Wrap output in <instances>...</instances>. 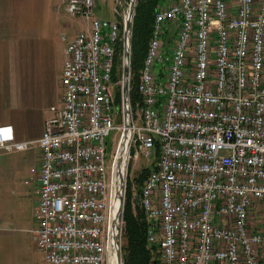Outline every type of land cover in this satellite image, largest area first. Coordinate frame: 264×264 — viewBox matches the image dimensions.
<instances>
[{
    "label": "built area",
    "instance_id": "1",
    "mask_svg": "<svg viewBox=\"0 0 264 264\" xmlns=\"http://www.w3.org/2000/svg\"><path fill=\"white\" fill-rule=\"evenodd\" d=\"M63 2L85 24L65 49L62 106L37 141L0 132V149L41 150L34 220L45 264H108L123 221L121 25L98 17L94 0ZM139 92L129 151L158 157L137 199L161 264H264V0H164Z\"/></svg>",
    "mask_w": 264,
    "mask_h": 264
},
{
    "label": "crops",
    "instance_id": "2",
    "mask_svg": "<svg viewBox=\"0 0 264 264\" xmlns=\"http://www.w3.org/2000/svg\"><path fill=\"white\" fill-rule=\"evenodd\" d=\"M63 1L0 0V132L18 142L37 141L62 106L65 49L85 24Z\"/></svg>",
    "mask_w": 264,
    "mask_h": 264
},
{
    "label": "rangeland",
    "instance_id": "3",
    "mask_svg": "<svg viewBox=\"0 0 264 264\" xmlns=\"http://www.w3.org/2000/svg\"><path fill=\"white\" fill-rule=\"evenodd\" d=\"M135 1L137 3V0ZM129 6L130 0H95L96 15L102 19L119 22L120 25L124 24V17L128 15ZM64 7L66 10L65 4ZM67 15L69 14L67 13ZM68 17L71 16L69 15ZM77 19L81 24L82 21L80 18ZM132 24L130 27L129 43L132 36ZM122 31V34L124 35V30ZM124 66L123 62L120 76L121 79L118 84H116L121 85V99L123 98L122 88L124 81ZM128 75L131 84V65ZM114 92L116 98L115 89ZM138 112L134 111L130 113L131 117L134 114L135 116L133 117L136 118ZM116 117H119V114H116ZM116 126H119L121 129L118 130V128H115L107 138L108 154L106 157V164L108 168L112 163L116 146L120 139V134L123 131V118L116 122ZM134 144L135 143H132V147ZM138 145L139 144H137L136 147ZM129 155H131V158L127 166L126 193L128 186H131L135 193L138 187L136 177L143 170L152 169L156 164L158 157L154 151L152 156L146 157L141 149L131 150L129 151ZM40 167V149L33 148L25 152H7L5 150H0V264H45L44 253L38 247L36 242L35 236L38 226L34 220V210L39 201V183L37 178ZM123 225L124 221H122L121 242Z\"/></svg>",
    "mask_w": 264,
    "mask_h": 264
},
{
    "label": "trees",
    "instance_id": "4",
    "mask_svg": "<svg viewBox=\"0 0 264 264\" xmlns=\"http://www.w3.org/2000/svg\"><path fill=\"white\" fill-rule=\"evenodd\" d=\"M164 0H137L135 15L132 24L131 36V84L130 104L132 112H138L142 105V97L139 92L142 70L148 53L150 41L153 35L155 15ZM123 24L120 37L116 46V55L113 68V84L120 81L122 72V58L124 47L122 42ZM116 101L121 106V85H116ZM133 116H135L133 114ZM133 150V149H132ZM143 170L137 177V191L134 193L128 186L123 215L122 255L123 264H161L157 249L147 242V223L145 213L137 199L144 186L147 176L154 170Z\"/></svg>",
    "mask_w": 264,
    "mask_h": 264
},
{
    "label": "water",
    "instance_id": "5",
    "mask_svg": "<svg viewBox=\"0 0 264 264\" xmlns=\"http://www.w3.org/2000/svg\"><path fill=\"white\" fill-rule=\"evenodd\" d=\"M135 6H136V1L135 0H130V6H129V12H128V18L127 21L125 23V27H124V35H123V39L125 40V47H126V64L124 66V78H123V85H124V89H125V97H124V107H125V116L127 117V122H126V128L125 131L123 133L122 136V140L124 137H126L127 139V156L125 159V167L124 169H122L121 171V192L119 194V199H120V205H119V219L122 221L123 220V212H124V193H125V183H126V174H127V166H128V161H129V147H130V143H131V135H130V127H131V114L129 111V92H130V79H129V68L131 65V50H130V43H129V35H130V27L131 24L133 22V18H134V14H135ZM122 143V141H121ZM121 231H122V227H118V235L115 238V243H116V254H117V260H118V264H123V258H122V250H121Z\"/></svg>",
    "mask_w": 264,
    "mask_h": 264
},
{
    "label": "bare ground",
    "instance_id": "6",
    "mask_svg": "<svg viewBox=\"0 0 264 264\" xmlns=\"http://www.w3.org/2000/svg\"><path fill=\"white\" fill-rule=\"evenodd\" d=\"M127 18H128V15H127ZM126 145H127V139H126V137H124L122 140L121 146L119 147V149H120L119 150V155H120L119 162L123 166V169H124L125 164H126V163H124L126 156H127V153H126L127 152V146ZM108 264H118L117 254L111 253L109 255Z\"/></svg>",
    "mask_w": 264,
    "mask_h": 264
}]
</instances>
